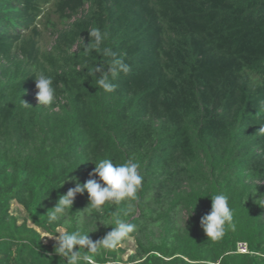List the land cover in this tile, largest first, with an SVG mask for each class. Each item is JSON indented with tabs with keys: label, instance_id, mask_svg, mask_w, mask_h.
<instances>
[{
	"label": "trees",
	"instance_id": "1",
	"mask_svg": "<svg viewBox=\"0 0 264 264\" xmlns=\"http://www.w3.org/2000/svg\"><path fill=\"white\" fill-rule=\"evenodd\" d=\"M52 1L69 22L42 51L37 20ZM93 28L130 66L112 91L86 74L109 63L85 53ZM40 73L53 79L50 106L30 95ZM101 158L139 163L134 210H89L85 192L50 225L75 186L64 180L86 182ZM219 193L234 215L213 241L200 220ZM11 201L49 234L80 228L96 242L117 212L135 224L128 260L119 245L97 264H264V0H0V264H64ZM238 241L251 253L236 252Z\"/></svg>",
	"mask_w": 264,
	"mask_h": 264
},
{
	"label": "clouds",
	"instance_id": "2",
	"mask_svg": "<svg viewBox=\"0 0 264 264\" xmlns=\"http://www.w3.org/2000/svg\"><path fill=\"white\" fill-rule=\"evenodd\" d=\"M90 43L85 45V53L91 54L98 51L100 56L108 58L109 63H99L87 68V76L95 77L96 84L106 91H112L115 84L112 80L118 78L121 73L127 74L130 66L111 47H102L107 33H102L99 28H93L88 32ZM107 68V71H105ZM97 73L99 74L97 76ZM35 87L38 90L36 98L38 106H50L55 100L56 90L53 87V79L50 76L40 73L35 76ZM26 104V103H25ZM28 105V104H27ZM95 167L89 173V179L81 183L78 178L69 176L63 184L71 179L74 187L69 188L66 194L58 197L55 206L47 213V222L55 224L65 219L68 213L72 212V205L77 194H88L89 204L87 209H100L108 202L120 203L129 202V207L124 215L134 210L131 201L138 200V192L142 186L143 176L139 172L140 165L132 159L124 163L116 164L110 158H101L93 162ZM95 177V178H94ZM230 197L219 193L211 197V210L201 217L200 226L204 233L213 241L221 238L225 228L233 221V210L229 205ZM115 227L109 231L103 239L93 242L89 233L76 228L74 231H64L53 236L56 240L54 251L64 258V264H97L95 255L101 254L102 250H115L121 242L128 238L136 230V225L126 222L121 218L119 212L115 213ZM234 227V225H232ZM87 253L81 254V250ZM108 264H117L109 260Z\"/></svg>",
	"mask_w": 264,
	"mask_h": 264
},
{
	"label": "rangeland",
	"instance_id": "3",
	"mask_svg": "<svg viewBox=\"0 0 264 264\" xmlns=\"http://www.w3.org/2000/svg\"><path fill=\"white\" fill-rule=\"evenodd\" d=\"M44 7V17L39 18L37 21V28L40 31V37L38 38V45L42 51L49 50L53 44V39L55 36V30L65 27V24L69 20L61 19L58 13L55 12L53 1ZM37 89L30 91V95L35 101H38L36 98ZM10 213L15 216L17 222H26L27 225L34 227L37 231L40 232L42 241L44 243H57L53 236L59 235L65 231L64 227H58L54 234H49L45 232L40 227L35 226L26 210L15 201L10 203ZM121 251L118 252V259L122 261H127L130 255L134 252V239L128 237L120 244Z\"/></svg>",
	"mask_w": 264,
	"mask_h": 264
},
{
	"label": "built area",
	"instance_id": "4",
	"mask_svg": "<svg viewBox=\"0 0 264 264\" xmlns=\"http://www.w3.org/2000/svg\"><path fill=\"white\" fill-rule=\"evenodd\" d=\"M235 251L239 253H251L245 241H238L235 246Z\"/></svg>",
	"mask_w": 264,
	"mask_h": 264
}]
</instances>
